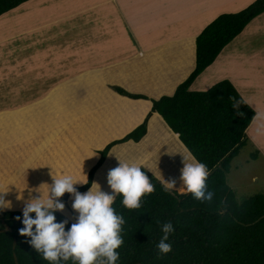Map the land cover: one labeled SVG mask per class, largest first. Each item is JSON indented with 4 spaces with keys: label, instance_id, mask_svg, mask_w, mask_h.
<instances>
[{
    "label": "rangeland",
    "instance_id": "rangeland-1",
    "mask_svg": "<svg viewBox=\"0 0 264 264\" xmlns=\"http://www.w3.org/2000/svg\"><path fill=\"white\" fill-rule=\"evenodd\" d=\"M131 1L125 0L123 7L129 10ZM255 1L238 0L237 4L233 2L232 6L226 9L227 12H223L221 15L239 13ZM53 2L62 4L71 2L75 4L74 6L65 4L68 18L73 20H77L87 11L93 10L96 11L102 22L104 21L107 24L112 22L114 25V14L113 16L110 14L111 11H114V7H107L99 11L102 5L98 4V0H31L29 3L21 6V8L19 7L0 18V114L7 113L8 118L14 120L12 125H8V127H11L10 129H19L10 135L13 140H16L17 145H12L10 152L7 154L8 157L5 158L8 162L3 164L4 167L2 166V169L0 168V191H6L7 194L4 196V199L11 202L10 207H0V210L5 212L22 213L28 202L43 198L46 190L50 194L55 177L70 174L75 179L81 180L83 179V174L86 180H88L90 171L100 158V152L108 144L124 138L133 131L124 135L125 132L138 124L140 119L147 113L149 102L124 103L120 98L116 97V94L112 92L110 87H119L129 94H142L156 100L165 96H158L162 93L160 92V87H162L165 81L162 77L150 75V77L144 78L141 73L139 77L136 73H131L133 68H130L126 72L124 71V75L119 80L113 72L112 64L104 63L105 65H103L101 63L100 65L98 63V67H110L109 70H106L108 73H102L101 75L98 72L94 76L85 75L84 77L88 78L76 79V85L81 84L90 91L95 90L96 93H105L107 91L105 95L98 97L94 102V98H91L89 101L93 103L85 104L79 113L75 112V110L64 121L56 119L58 122L54 121L53 125L57 127H53L52 124L41 123V121L29 124L31 121L28 122L27 119L19 127L20 122H17V119H13L16 116L15 111H23L27 107L30 106L29 108H31L37 104L42 113H54V109L51 108L52 105L46 104V107L41 102H44L45 99L43 100V98L48 88L52 86V83L60 85V81L64 79L63 77H55L54 74L50 73L51 70L56 69L55 66H57L58 61L48 57L51 54L47 56L48 51L46 49L52 47L49 46L50 42L51 44L55 43L58 32L55 34L54 29L57 26L53 24L44 30L43 28L31 29L34 26L39 27V24L43 21L46 23L50 21L48 16L40 21H33L32 19L34 18V14L37 16L39 8L43 11L41 15H43L46 9L50 12ZM81 2L84 3L80 4ZM218 16L220 14L215 16L207 25L215 21ZM86 19L88 22L91 21L90 18ZM65 20L63 19L58 22L61 23ZM92 25L98 26L97 23H92ZM128 25H130V20ZM76 27L69 31V36L74 40H77L75 37L77 33ZM59 28L60 30L67 29L63 26ZM257 31H248L242 40V42L247 43L240 42L241 39L238 38L234 43L228 45L226 47L228 49H225L226 51L224 50L221 53L216 63L199 77L191 91L205 92L221 81H229L227 79L228 76L243 79L249 74L253 76L257 75V70H263L264 29H260V33ZM126 32L127 34L129 33L128 30ZM197 36H195V39ZM131 42L133 43L132 40ZM132 45L141 47L137 43H133ZM137 49L140 50V48ZM36 50H39L40 53L38 54ZM126 50L124 49V52ZM114 51L117 55L121 54L118 47L116 49L111 48L107 52L102 50L100 54L110 55L109 53H114ZM224 52L226 53L222 57ZM54 57L56 58V56ZM99 58L92 48H90V55L79 64L71 67L63 66L61 68L66 69L69 75L78 76L83 70L96 68L92 60ZM56 59L58 60V58ZM131 66L140 68L139 70L136 69L137 71H142V69L148 70L147 65L142 62L136 66H133V64ZM126 67H123L124 70ZM48 68L54 69L50 70ZM174 71V75H171L172 80H175L178 76L180 67L179 70L175 69ZM130 76L134 78L128 85L129 88L126 89L124 86L126 84L123 82L127 81ZM189 76H186L183 82ZM149 78H151V82H149ZM156 78L159 79L157 80ZM51 79L53 80L52 82ZM37 88L40 89V93L36 92L37 90L35 89ZM60 90L57 92L59 93ZM166 91H163V93H166ZM62 94L65 95V92ZM80 94L85 96L86 92L83 91ZM47 100V103H49L48 98ZM50 103L52 102L50 101ZM135 104L137 105V113H132L129 105L134 106ZM45 109L48 111H45ZM61 112H56L52 115L53 118L54 116H59ZM153 116L155 120L150 126L148 125L147 135L141 142L128 141L112 147L105 163L101 166L103 168L95 175L92 185L94 183L98 184L102 192L112 194L111 188L108 185H104L101 177L107 176L110 170L119 166L121 160L129 164L141 165L142 169L150 172L162 184L175 180V186L171 191L187 193L184 189L181 175L186 163L184 155H187L189 152L165 121L162 119V123L156 114ZM5 128L4 125L3 127L1 126L0 133H4ZM247 134L248 142L240 150L237 157L233 159L231 171L227 177V184L234 192L238 204H241L247 198L264 195V152H260V145L254 143V140L250 139V135L248 136ZM11 138H8L9 142L13 143ZM5 154L6 152H0V158ZM16 159L22 162H18ZM84 184L76 183L74 187H81ZM74 198L75 195H72L67 203H63V210L58 212L75 224L79 213L72 208Z\"/></svg>",
    "mask_w": 264,
    "mask_h": 264
},
{
    "label": "trees",
    "instance_id": "trees-1",
    "mask_svg": "<svg viewBox=\"0 0 264 264\" xmlns=\"http://www.w3.org/2000/svg\"><path fill=\"white\" fill-rule=\"evenodd\" d=\"M30 1L0 0V18ZM263 12L264 0H256L239 13L220 15L208 25L196 38L194 70L172 96L156 100L110 87L122 102L148 101L152 108L141 125L100 152L87 183L74 187L76 191L85 193L91 188L113 146L128 141L141 142L147 135L149 120L157 114L188 152L207 166L206 192L212 194L211 199L197 200L190 193L165 191L156 177L142 169L155 190L142 197L138 209L125 208L119 195L113 204L116 213L125 221L121 226L123 244L117 249V264H264V195L247 198L238 204L227 184L232 161L247 144L246 133L256 113L227 80L205 92L191 91L192 85L217 61L224 49ZM75 88L78 94L86 91L81 85ZM173 88L166 93L171 94ZM75 112L80 111L76 109ZM33 113L16 114L13 119H32ZM72 195L75 194L65 193L56 199L67 203ZM53 214L55 222H67L65 231L74 224L58 211ZM30 215L34 218V214ZM22 218L20 212L0 210V264H49L31 245V237L20 235ZM169 222L174 227L167 241L172 250L161 255L157 244L162 236V226ZM57 264L75 262L61 259ZM97 264L101 262L97 261Z\"/></svg>",
    "mask_w": 264,
    "mask_h": 264
},
{
    "label": "crops",
    "instance_id": "crops-1",
    "mask_svg": "<svg viewBox=\"0 0 264 264\" xmlns=\"http://www.w3.org/2000/svg\"><path fill=\"white\" fill-rule=\"evenodd\" d=\"M124 1L125 0H98V4L100 6L102 5L99 11L107 7H114V11L116 12L111 11L110 13L111 16H113L114 14V25L112 22L110 24H107L104 21L102 22V19L97 15L96 11L93 10L87 11L77 20L68 18V11L65 7V4L74 6L75 4L71 2H66L63 4L53 2L51 11L48 12V10L46 9L43 15H41V13L43 12L41 11L42 9L40 10L39 8L37 16L34 14V18L32 20L40 21L48 16L50 21L48 23L43 21L39 24V27L34 26L31 29L34 30L35 28H43L44 30L45 28L53 24L57 26L54 29V32L55 34L58 32L59 36L57 37V40L54 44H51L50 42L49 46L52 47L46 49L48 51L47 56L51 54L48 57L58 61V64L57 66H55L56 69H48H54L53 71L51 70L50 73L54 74L55 77H63L64 79L60 81V85H54V83H52V86L48 88V91L43 98V100L45 99L46 101L44 100V102H41V104L46 107L47 105H52L51 108L54 109V111L52 110L54 113H42L37 104L33 105L31 108H29V106L23 111H15L14 113L22 114L33 111V118H26L28 122L31 121L29 124H34L37 121H41V123L53 125L54 121H57L56 118H59L62 121L66 120L67 116L69 114H72V112H74L76 109H79L80 111V109L85 104L93 103L95 99L106 94L107 91L105 93H96L95 90L90 91L83 85L78 84L84 87V89L86 90V95L82 96V94H78V91L75 88L77 83L76 79H87L88 77H84L85 75L94 76L98 72L101 75L102 73H108L106 72V70H109L110 67H98V63L100 65L101 63L103 65H105L104 63L112 64L111 67H113V72L117 75L116 77L119 80H121V77L124 75V71L126 72L130 68H133L131 73H136L138 76L141 73L144 78H146L147 76L150 77V75L162 77L165 81L163 82L162 87H160V92L162 93L158 96H171V94H174L177 86L183 82L184 78L190 75L194 70L196 52L195 36L199 35L201 31L208 26L207 24L215 18V16H217L218 14L221 15V13L223 12H227L226 9L230 8L233 2H235V4L238 3V0H132L131 6L128 10L123 7ZM84 2H81L80 4ZM86 18H90L91 21L88 22ZM63 19L66 20L61 23L58 22ZM129 20L130 25H128ZM92 23H97L98 26L92 25ZM61 26L67 29L60 30L59 27ZM74 27H76L75 30L77 33L75 34V37L77 40H74L69 36V31H71ZM260 29H264V14H262L261 16L258 15L256 18H254L246 26L241 35H239L236 39L240 38V42H242L243 38L247 35L249 30H258L257 32L260 33ZM126 30L129 31L128 34ZM130 38L133 43H137L141 47L136 45V47L133 46ZM236 39L234 41H236ZM234 41L232 43H234ZM72 45L74 48L72 47ZM117 47L119 48V52H121L120 55H117L115 51L114 53H109L110 55H106L104 53L100 54L102 50H104V52H107L111 48L116 49ZM90 48H92L93 52L100 57L97 60H92V63H94L93 65L96 68L83 70L78 76L69 75L66 69L61 68L63 66L71 67L79 64L84 58H87V56L90 55ZM137 48H140V50H138ZM124 49L127 50L124 52ZM36 51L38 54L40 53L39 50ZM225 53L226 52H224L222 57L225 55ZM52 54L55 55L52 56ZM54 56H56L58 60ZM141 62L147 65L146 67H148V70L142 69V71H137L136 69L139 70L140 68L131 66L132 64L133 66H136ZM125 66L127 67L124 70L123 67ZM179 67L180 72L178 76L175 78V80H172L171 75L173 76L175 73L174 70H179ZM257 71V75L253 76L252 74H249L243 79H237L231 76H228L227 79L234 85L245 102L255 111L256 117L247 131L248 134H246L248 136L250 135V139H253L254 143L260 145V152H264V67L263 70ZM133 78L134 77L130 76L127 81L123 82L126 84L124 85L126 89L129 88L128 85ZM156 79L158 80L159 78ZM198 79L196 80V82L198 81ZM52 81L53 80L51 79V82ZM149 82H151V78H149ZM172 87L174 88L171 94L163 93V91L168 90ZM38 88L35 90H37L36 92L40 93L41 91ZM58 90H60L59 93L57 92ZM75 91L77 94L75 93ZM63 92H65V95L62 94ZM47 98L49 99V103H47ZM91 98H94L93 102L89 101ZM127 100L133 101L130 99ZM50 101L52 103H50ZM129 106V109L132 111V113H137L136 104L134 106ZM151 108L152 104L149 102L147 113L151 111ZM56 112H61V114L56 117L54 116L53 118L52 115H54ZM147 113L143 116L142 119H140L138 124L134 125L132 129L125 132L124 135L142 124L145 117L147 116ZM44 117H47L51 120H47ZM157 117L161 119V122L163 123L162 118L158 115ZM26 119H17V122H20L19 127H21V124ZM154 120L155 118L153 116L149 120V126ZM57 122L56 124L59 125ZM13 123L14 120H10L7 116V113L0 114V127H3V125L6 127L4 129V133H0V152H6V154L4 156H1L0 158L1 169L3 164L5 162H8V160H6L5 158L8 157L7 154L8 152H10L12 145H17L16 140H13L10 135L14 134L19 129L14 130L10 129L11 127H8V125H12ZM53 127L57 126L53 125ZM51 130L54 131V129L52 128ZM8 135L13 140V143L9 142ZM176 137L178 136L176 135ZM16 160L18 162H22L18 159ZM101 181L104 182V185H108L107 176H102ZM108 187L110 188L109 185Z\"/></svg>",
    "mask_w": 264,
    "mask_h": 264
},
{
    "label": "clouds",
    "instance_id": "clouds-1",
    "mask_svg": "<svg viewBox=\"0 0 264 264\" xmlns=\"http://www.w3.org/2000/svg\"><path fill=\"white\" fill-rule=\"evenodd\" d=\"M184 160L186 163L181 179L185 191L197 200L211 199L212 194L206 192L209 176L207 166L191 153L184 155ZM82 176L81 180L70 174L55 177L50 194L46 190L43 198L28 202L22 212L23 228L19 230L20 235L31 237V245L49 264H57L61 259H71L75 264H97V261L101 264H117V249L123 244L121 226L125 221L113 208L115 197L122 196L125 208L138 209L142 197L155 190L154 185L142 171L141 165L121 160L119 166L110 170L107 175V184L112 194L102 192L95 183L87 193L80 194L74 184L87 183L86 177L83 174ZM175 183V180L164 183V190L171 192ZM65 193L75 194L72 208L79 213L77 222L67 231V222H55L53 214L54 211H62L64 208L63 203L54 198H60ZM6 194V191H0V207L11 206V202L4 199ZM30 214H34V218ZM161 231L157 249L161 255H166L172 250L167 241L174 232V227L170 222L165 223Z\"/></svg>",
    "mask_w": 264,
    "mask_h": 264
}]
</instances>
